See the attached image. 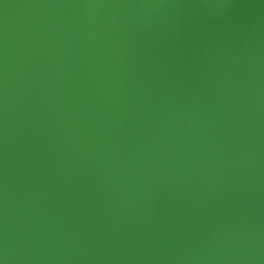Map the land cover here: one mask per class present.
<instances>
[{"label": "water", "instance_id": "95a60500", "mask_svg": "<svg viewBox=\"0 0 264 264\" xmlns=\"http://www.w3.org/2000/svg\"><path fill=\"white\" fill-rule=\"evenodd\" d=\"M0 264H264V0H0Z\"/></svg>", "mask_w": 264, "mask_h": 264}]
</instances>
